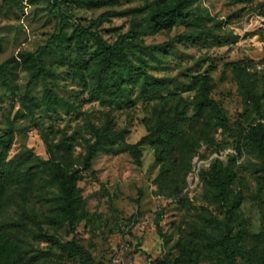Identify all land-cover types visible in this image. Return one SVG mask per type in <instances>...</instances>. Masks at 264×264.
<instances>
[{
	"label": "rangeland",
	"instance_id": "obj_1",
	"mask_svg": "<svg viewBox=\"0 0 264 264\" xmlns=\"http://www.w3.org/2000/svg\"><path fill=\"white\" fill-rule=\"evenodd\" d=\"M176 1L0 0V67L12 81L0 80V161L9 175L0 189V263L219 264L228 262L225 241L232 264H261L264 155L243 136L264 127V0H185L173 27L136 28L125 43L133 61L165 83L161 97L141 96L130 80L121 91L96 94L90 75L100 50L90 38L80 47L73 39L78 24L97 21L95 29L115 42ZM199 32L197 40L185 36ZM46 46L51 73L33 81L20 55ZM205 75L221 116L201 104ZM160 114L171 118L163 142L152 136ZM104 127L115 150H99L84 169ZM47 159L82 170L74 229L58 210ZM215 163L226 198L207 182ZM44 232L75 240L86 257Z\"/></svg>",
	"mask_w": 264,
	"mask_h": 264
},
{
	"label": "trees",
	"instance_id": "obj_2",
	"mask_svg": "<svg viewBox=\"0 0 264 264\" xmlns=\"http://www.w3.org/2000/svg\"><path fill=\"white\" fill-rule=\"evenodd\" d=\"M108 0H92V3L96 5L107 3ZM185 0H177L174 5L163 7L158 10L149 13L146 17L140 21L133 23L132 28L126 34H121L117 41L108 42L103 38L100 32L95 29L98 22L95 21L88 27L81 24L77 25L74 32L73 39L76 46L80 47L85 38L92 39L100 50L97 66L92 70L90 75L95 85L93 91L96 94H103V92H110L114 89L121 91L123 85L128 81L133 83H139L140 95L145 98H150V94L162 96V90L165 83L162 79L157 78L149 73V71L141 64H137L133 61L128 48L131 47L130 43H125L126 39L132 36L135 29L141 26L153 23L160 29L171 28L178 22V17L183 16V8L186 7ZM63 23L68 21V17L63 15ZM202 32L199 34L188 33L185 36L197 40L202 37ZM135 48L142 49L143 46L139 44L132 45ZM47 48L42 47L34 52L21 53L20 57L22 61L30 68L31 78L36 81L40 78L46 82L47 76L51 73L47 67L43 58V50ZM147 48H143L145 50ZM0 80L4 85L12 86L11 78L6 74L2 67H0ZM204 98L201 102L202 105L211 108V110L218 116L222 115V111L218 103L210 97V79L207 75L202 77ZM49 96L53 97L52 89L48 88ZM159 123L153 129L152 136L156 140L163 142L165 140L166 132H168L169 120L171 118H165L159 116ZM96 141H94L88 148L86 155L84 156V169H88L91 166V162L99 150L113 152L114 145L110 143L108 139H112L113 133L108 127L96 129ZM243 139L246 143H253L264 155V127L259 124L255 127H251L245 130ZM113 140V139H112ZM3 144L9 145L10 139H3ZM127 150L137 153L139 148L137 145H127ZM44 168L52 172V178L58 188V210L65 220H67L72 229L75 228L77 221V208L79 203V190L78 181L81 178V169L69 170L63 165L56 162L54 159H47L42 161ZM212 172L209 173L207 182L212 185L218 194L226 198V184L221 179V169L218 163L212 166ZM9 181L8 171L4 166V161H0V189ZM43 238L50 241L52 244L60 247L66 252L72 255H76L80 258H85L87 250L74 240L69 244L63 242L58 236L44 232ZM222 250L227 257L228 262H220L219 264H232L234 261V249L230 243L222 241L220 242ZM3 264V263H0ZM261 264H264V255L262 257Z\"/></svg>",
	"mask_w": 264,
	"mask_h": 264
}]
</instances>
